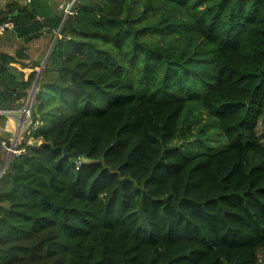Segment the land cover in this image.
Here are the masks:
<instances>
[{
  "label": "trees",
  "instance_id": "1",
  "mask_svg": "<svg viewBox=\"0 0 264 264\" xmlns=\"http://www.w3.org/2000/svg\"><path fill=\"white\" fill-rule=\"evenodd\" d=\"M50 2L0 10L25 42L59 26L40 74L0 52L1 109L39 76L0 176V264H258L264 0Z\"/></svg>",
  "mask_w": 264,
  "mask_h": 264
},
{
  "label": "crops",
  "instance_id": "2",
  "mask_svg": "<svg viewBox=\"0 0 264 264\" xmlns=\"http://www.w3.org/2000/svg\"><path fill=\"white\" fill-rule=\"evenodd\" d=\"M11 1L20 3V0H0V10L4 8L6 3ZM66 4H67V0H51L50 10L52 15L54 13L62 12L64 18L65 17L64 7L66 6ZM50 28L49 29L46 28L43 31H40L39 32L40 34L36 38H33L27 42L23 41L22 37L16 36L14 30L7 31L6 34L8 33L10 36H12L15 39V41H19L21 44L19 46H16L14 50H11V48L8 47L9 45H7L4 50L0 49V52H4L10 55H15L18 50L22 49V53L26 54V57L17 58V62H15L14 65L24 72L25 77H27L28 74L34 70L39 72L40 67L46 55L45 52L47 53L49 48L52 47L51 44L53 45L54 43L55 36L58 34L57 29L59 28V26L57 28L50 26ZM47 48L48 50L46 51ZM32 88L33 87H31L30 88L31 90H29L30 93L35 92L36 87L34 88V90H32ZM29 103H30V97L28 99L27 104ZM20 118H21V114L19 113L18 109L12 110V112L10 111L5 115H0V140L2 138L4 139L5 135H7L10 131L15 130L16 124L18 123ZM13 133H14L13 135L15 136L16 132ZM5 142L6 141L4 140L0 141V146L2 147V150L0 149V152L6 150ZM6 158L3 160L2 156H0V169L4 164Z\"/></svg>",
  "mask_w": 264,
  "mask_h": 264
},
{
  "label": "built area",
  "instance_id": "3",
  "mask_svg": "<svg viewBox=\"0 0 264 264\" xmlns=\"http://www.w3.org/2000/svg\"><path fill=\"white\" fill-rule=\"evenodd\" d=\"M75 0H69V6L65 8V14L71 13V6L73 5ZM31 0H20L21 4H28L30 3ZM1 18V17H0ZM15 27L14 21L12 20L11 17H5L3 19H0V36L4 35L7 31L13 30ZM33 87V85H32ZM31 90V89H30ZM34 93H30L27 96L26 100H24L23 104L17 108L19 110V113L21 114V118H20V127L23 128L22 131H20V135L16 139H21L23 134L27 131V129L31 126L32 124V120H31V116H30V112H31V101H32V97H33ZM30 97V103H28V99ZM12 112V110H4L0 108V115H5L8 112ZM23 132V133H22ZM22 133V134H21ZM15 144H11L9 146H6V150L8 153L13 154L16 152V148L14 146Z\"/></svg>",
  "mask_w": 264,
  "mask_h": 264
},
{
  "label": "rangeland",
  "instance_id": "4",
  "mask_svg": "<svg viewBox=\"0 0 264 264\" xmlns=\"http://www.w3.org/2000/svg\"><path fill=\"white\" fill-rule=\"evenodd\" d=\"M68 6H69V1H67L66 6L64 7V13H65V8L68 7ZM71 8H72V6H71ZM20 44L21 43L19 41H15V39L12 36H10L8 33L7 34L5 33L3 36H0V49H3L4 50L6 48V46L9 45L8 47H10L11 50H14L15 47L16 46H19ZM47 50H48V48L46 49V51ZM45 54H47V53L45 52ZM45 57H46V55H45ZM19 124H20V121H18V123L16 124V127H15V130L14 131H10L7 135H5L4 139L3 138L1 139V140L6 141L5 142V145L6 146H9V145H11L13 143V144H15L14 146L16 148V146L21 142V139L22 138L21 139H17L15 141L17 135L16 134H15V136L13 135L14 134L13 132H16L17 129H19V131H18L19 132L18 137H19L20 131L23 130V128L20 127ZM32 125H33L34 128L37 127V124L36 123H33L32 122L31 126ZM258 130H259V133L261 134V139H262V141L264 143V108H263V111H262V116L259 119ZM0 149L2 150V147L1 146H0ZM9 155H10V153H8L7 150H3V151L0 152V156H2V159L3 160L6 157H8ZM258 264H264V250H261L259 252V261H258Z\"/></svg>",
  "mask_w": 264,
  "mask_h": 264
},
{
  "label": "water",
  "instance_id": "5",
  "mask_svg": "<svg viewBox=\"0 0 264 264\" xmlns=\"http://www.w3.org/2000/svg\"><path fill=\"white\" fill-rule=\"evenodd\" d=\"M51 46H52V44H51ZM50 49H51V48H49V50H48V52H47V54H46V57L44 58V61H43L42 65H41V67H40V71H41V69L43 68V66H44V64H45V62H46V59H47V57H48V54H49ZM40 71H39V74H40ZM38 77H39V76L37 75V78H36V80H35V82H34V84H33V88H32V90H34V88L37 87L36 85H37V83H38ZM39 143H40V140L31 141V144H32V145H38ZM64 153H66V152H64ZM10 156H11V154L6 158L4 164L2 165V167H1V169H0V176H1V174L3 173V171H4V169H5V166H6L7 162H8V160H9ZM82 160H83L84 162H88V159H87V158H84V157H83Z\"/></svg>",
  "mask_w": 264,
  "mask_h": 264
},
{
  "label": "bare ground",
  "instance_id": "6",
  "mask_svg": "<svg viewBox=\"0 0 264 264\" xmlns=\"http://www.w3.org/2000/svg\"><path fill=\"white\" fill-rule=\"evenodd\" d=\"M17 117H18V116H17ZM18 134H19V132H18V129H17V131H16L17 138H18Z\"/></svg>",
  "mask_w": 264,
  "mask_h": 264
}]
</instances>
